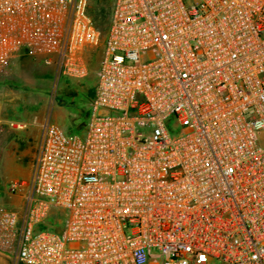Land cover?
<instances>
[{
  "label": "built area",
  "instance_id": "built-area-1",
  "mask_svg": "<svg viewBox=\"0 0 264 264\" xmlns=\"http://www.w3.org/2000/svg\"><path fill=\"white\" fill-rule=\"evenodd\" d=\"M90 0H0L23 50L83 78ZM81 134L46 122L0 206L14 264H264V0H113ZM15 124L19 128L23 125Z\"/></svg>",
  "mask_w": 264,
  "mask_h": 264
},
{
  "label": "rangeland",
  "instance_id": "rangeland-1",
  "mask_svg": "<svg viewBox=\"0 0 264 264\" xmlns=\"http://www.w3.org/2000/svg\"><path fill=\"white\" fill-rule=\"evenodd\" d=\"M111 3L112 0L89 3L103 30L109 25ZM103 41L101 36L98 45L87 55L88 73L83 78L63 77L27 50L0 71V206L20 207V198L9 194L8 185L31 176L43 124L51 122L66 129L70 122L79 123L86 118L103 55ZM74 133L81 134L82 130ZM13 257V250L0 251V264H14Z\"/></svg>",
  "mask_w": 264,
  "mask_h": 264
},
{
  "label": "trees",
  "instance_id": "trees-1",
  "mask_svg": "<svg viewBox=\"0 0 264 264\" xmlns=\"http://www.w3.org/2000/svg\"><path fill=\"white\" fill-rule=\"evenodd\" d=\"M112 6H113V0H112V3H111V7H112ZM111 10H112V8H111ZM88 11H89V14L91 15V17L93 18V20L95 21L96 27H97V29L100 31L101 36L104 38V37H105V34H106V32H107V30H108V28H109L110 21H109V25L107 26V28H106L105 30H103V29L99 26V23L97 22V20H96V19L94 18V16L92 15V13H91V9H90V8H88ZM110 18H111V14H110ZM94 92H95V88H94V91H93V97H94ZM93 97L91 98V101H92ZM91 101H90V102H91ZM89 106H90V104H89ZM89 113H90V109H89V111H88V113H87L86 118L82 119L81 122H79V123H71V122H70V124L66 127L65 130H66L68 133H74V132H76V130H82V131H83V130L85 129L86 124H87V121H88V118H89Z\"/></svg>",
  "mask_w": 264,
  "mask_h": 264
}]
</instances>
